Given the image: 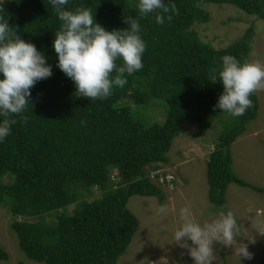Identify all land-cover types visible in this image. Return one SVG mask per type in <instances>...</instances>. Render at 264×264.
I'll use <instances>...</instances> for the list:
<instances>
[{"label": "trees", "instance_id": "16d2710c", "mask_svg": "<svg viewBox=\"0 0 264 264\" xmlns=\"http://www.w3.org/2000/svg\"><path fill=\"white\" fill-rule=\"evenodd\" d=\"M138 2L69 0L66 8H88L96 22L112 31L126 29L129 17L139 18ZM174 2L171 22L158 25L154 14L139 19L147 45L143 69L126 74L127 84L114 88L108 99L92 101L76 95L71 79L56 67L52 44L61 21L49 0H0V17L17 29L21 39L44 52L53 70L50 78L31 89L32 104L22 116L11 117L18 122L0 143V207L16 218L12 228L29 259L39 264H118L140 228L128 208L130 199L166 200L150 176L159 164H170L169 152L182 124L191 121L208 130L218 116L228 115L214 110L223 89L210 83L208 73L225 55L250 62L253 29L230 46L216 49L203 42L194 27L210 21L205 4L235 6L264 20V0ZM122 93L132 94L131 103L124 104ZM151 99L168 106L162 124H148L133 111L131 104L147 109ZM250 99L252 107L243 116L228 115L234 123L223 126L225 133L207 165L210 199L220 210L228 209L231 184L264 194V188L247 183L233 169L231 146L259 112L257 91ZM82 185L87 192L97 188L102 196L84 201L90 193L79 190ZM71 205H76L73 214L68 213ZM9 258L0 244V260Z\"/></svg>", "mask_w": 264, "mask_h": 264}, {"label": "rangeland", "instance_id": "374dc122", "mask_svg": "<svg viewBox=\"0 0 264 264\" xmlns=\"http://www.w3.org/2000/svg\"><path fill=\"white\" fill-rule=\"evenodd\" d=\"M9 1L3 0L4 3ZM203 8L209 13L210 21L194 27L203 42L211 43L216 49L226 48L251 28L254 36L250 62L264 64L263 19L227 4H205ZM257 93L260 105L257 118L248 124L246 133L231 146V155L236 175L251 185L264 188V88L258 89ZM122 97L125 105L131 103V93H122ZM131 105L136 117L148 124H162L167 117L168 106L162 100L151 99L147 109ZM233 123L234 118L226 115L218 116L208 130L191 121L182 124L180 135L169 152L170 164H159L160 168L150 173L153 182L162 189L169 211L164 215L158 214L157 209L164 204L158 198L133 196L130 199L128 208L138 217L140 228L118 264H193L187 250L173 240V233L181 223L179 210L184 207L191 209L194 218L201 223L216 218L220 209L210 199L207 165L225 133L223 126L228 124L230 127ZM113 175L118 178L116 171ZM154 175H160V180ZM79 190L90 193L84 201L102 196L97 188L87 192L82 185ZM226 202L239 222L237 246L247 244L252 258L240 262L235 241L233 246L216 243L213 264H224L225 261L227 264H263L264 194L231 184ZM75 209L76 205H71L68 213L73 214ZM15 220L8 209L0 207V244L10 256L8 261L0 260V264H39L21 250L18 235L12 228Z\"/></svg>", "mask_w": 264, "mask_h": 264}, {"label": "clouds", "instance_id": "9594fccd", "mask_svg": "<svg viewBox=\"0 0 264 264\" xmlns=\"http://www.w3.org/2000/svg\"><path fill=\"white\" fill-rule=\"evenodd\" d=\"M60 28L54 33L52 44L57 54L58 67L73 82L76 95L87 100H106L116 87L127 84V75L143 69L146 43L141 36L140 18L154 14L155 22H171L176 12L174 0H139V18L125 20L126 29L108 31L98 22L88 8L67 10L69 0H49ZM117 61L121 63L118 65ZM113 72L115 75L113 76ZM53 75L52 66L44 52L18 35L9 21L0 17V143L12 133L31 103V89L40 81ZM207 79L220 84L222 93L214 110L219 109L232 117L243 116L252 107L250 97L264 88V64L243 62L231 55L221 57L219 67L209 70ZM32 104V103H31ZM27 122L26 117H22ZM173 184V181L170 182ZM169 211L167 203L161 204L158 214ZM180 226L173 233V240L192 258L193 264H213L216 243L237 246L239 222L230 209H221L211 222L197 221L191 209L179 210ZM242 259L252 258L247 244L237 246Z\"/></svg>", "mask_w": 264, "mask_h": 264}, {"label": "built area", "instance_id": "2783aa9c", "mask_svg": "<svg viewBox=\"0 0 264 264\" xmlns=\"http://www.w3.org/2000/svg\"><path fill=\"white\" fill-rule=\"evenodd\" d=\"M153 177L156 178V175H154Z\"/></svg>", "mask_w": 264, "mask_h": 264}]
</instances>
